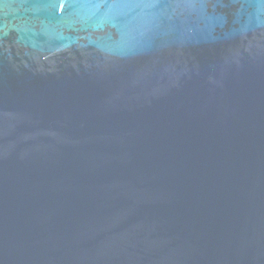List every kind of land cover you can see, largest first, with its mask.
<instances>
[{
	"label": "water",
	"instance_id": "water-1",
	"mask_svg": "<svg viewBox=\"0 0 264 264\" xmlns=\"http://www.w3.org/2000/svg\"><path fill=\"white\" fill-rule=\"evenodd\" d=\"M0 264H264V0H0Z\"/></svg>",
	"mask_w": 264,
	"mask_h": 264
}]
</instances>
